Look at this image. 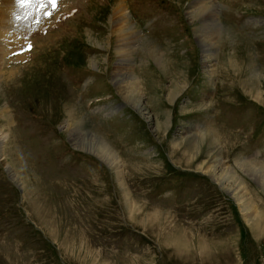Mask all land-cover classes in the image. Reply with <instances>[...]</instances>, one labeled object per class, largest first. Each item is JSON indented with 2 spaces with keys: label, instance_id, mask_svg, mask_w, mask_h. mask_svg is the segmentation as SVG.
<instances>
[{
  "label": "rangeland",
  "instance_id": "rangeland-1",
  "mask_svg": "<svg viewBox=\"0 0 264 264\" xmlns=\"http://www.w3.org/2000/svg\"><path fill=\"white\" fill-rule=\"evenodd\" d=\"M212 1L57 0L61 26L32 21L0 79V264H264L263 177L236 163L264 165V0Z\"/></svg>",
  "mask_w": 264,
  "mask_h": 264
},
{
  "label": "bare ground",
  "instance_id": "bare-ground-1",
  "mask_svg": "<svg viewBox=\"0 0 264 264\" xmlns=\"http://www.w3.org/2000/svg\"><path fill=\"white\" fill-rule=\"evenodd\" d=\"M59 1L63 4L66 0H59ZM0 2H1L0 3V79H2V76L5 74V72L2 70L3 69L2 65L4 63L3 61L6 59L7 55L12 53L13 51L18 50L17 49V46L19 44L18 41L23 40V39H25V40L31 39L32 37H34V39L36 41L41 39V37H38V36L35 37V35H36L35 31L36 30L39 31L40 29L36 26L32 27V24H33L32 21H34V20L40 21L44 18L45 15H44V12L42 10L41 11L37 10L35 4L33 6L21 7L17 3V0H1ZM197 5H198L197 11L201 10L203 8V6H204V8H206L205 4H203L202 2H201V4L198 3ZM215 7H216V4L214 1H212V4H210L208 9H206V10L204 9V11H207V10L209 11V13H207V15H206V18H204L202 20V27L201 28H202V30L205 31L204 34H207L206 33L207 30H213L216 32L217 31L219 32L221 30L222 24L219 22L220 20H218L217 12L214 10ZM66 8H69V5L66 6ZM64 9H65V7H61V6L59 7L58 6V8H55V10H53L52 7L48 6L46 8V11L50 12L51 15L48 16L46 20L43 19V21H41V24H42V22L46 23V25L48 23H49V25L51 24V26L48 29L58 28L59 26H61L62 23H61L60 19L57 20V18H58L57 16L60 14L59 12L61 10H64ZM192 14L195 15V13H192ZM127 15H128V17H127ZM33 17H34V19H33ZM112 17H115V19L118 20V22H119L118 24H121V26H119L117 29V32L120 29V31H119V37L120 38L117 41H120V43L125 42V44H124L125 48H126V54H125L126 59H125V61H127L128 55L134 54L135 51H137L139 49V47L137 48L133 42V41H137L139 39L138 37H136L138 33L133 31L134 29L132 28V24L129 22V19H128L129 18L128 9L126 8L125 4L122 1L120 2V4H118V7L116 6L114 8V10H112ZM125 26H128V28H129L128 31H125ZM31 28H32V30H31ZM127 32H128V36L125 37V33H127ZM209 33H210V31H209ZM204 37L206 39L204 41H201L202 44H200V45L203 48V53H206L208 55L209 54L208 51L205 50V48H208V45L205 43V42L208 43V38H207V36H204ZM131 40H133V41H131ZM121 45H119V47H121ZM141 48H142V50L145 49L143 46H141ZM209 49H211V48H209ZM9 50H11V51H9ZM150 52H151V50H150ZM147 55L150 56V53L147 52ZM151 55L157 63L161 62L160 60L162 58L159 55H156V54H151ZM23 57L24 56H20V57L18 56V58L16 60L22 59ZM227 65H228V63H227ZM232 69H233V67H232ZM124 70H125L124 72L128 71L126 69H124ZM11 73H13V72H7V75H11ZM113 73H114L113 74L114 80L116 78L119 79V77H120V81H118L119 84H127V82L131 81V79L128 77H125V78L122 77L121 78V74L123 73V71L121 73V72H119V69H116L115 71H113ZM119 91H120V93H122V95H125V93L123 92V89H120ZM138 93H142V92H138ZM0 112L4 113V108L1 109ZM68 129H70V132H69V134L71 133L70 136L74 135L75 129L73 127L72 128L69 127ZM77 131L79 132L78 129H77ZM210 134L214 135L213 131H212V133L208 132L207 134L202 135V138H207L214 145L215 144V138ZM70 140L73 141L72 139H70ZM190 144L191 143L189 142L186 146L188 147V146H190ZM199 145L200 144H198V147H199ZM198 147L195 151V155L192 157L193 159L197 158V156L199 155L200 151L197 152ZM104 149L107 150L106 152L109 155H111V156L113 155L112 150H110L108 147L104 146ZM207 153H209V152L207 151ZM111 160L113 161V163L118 164L117 157L112 156ZM211 160L213 161L212 163H215V164H211L209 166H204L203 164L199 163L197 165L196 169L205 171L213 179H215V177H213L212 175L215 176L216 173L221 169V167L223 165H221L219 163V161H216L215 155H212L209 158L208 164L211 163ZM236 163L239 167L244 168L243 173H248L252 169H255L259 173V175H261L263 177V181H264V165L250 164L248 161H242V162H236ZM209 172L212 173V175ZM223 174H224V176H226L225 178L227 180L231 181L237 187V189H239L240 191L244 190L243 184L241 183L240 180H239L238 185H236L234 178L226 170H223ZM230 193L235 197L237 202H239V204H240L239 208H242V205H243L242 200L245 198V196H238V193H232L231 191H230ZM246 203H247V205L246 206L243 205V209H242V212L244 213V218H245L246 222H249V220H250V219H248L249 217H251V218L255 217V219L256 218L258 219V217L261 214H259L253 206L249 205L248 201H246Z\"/></svg>",
  "mask_w": 264,
  "mask_h": 264
},
{
  "label": "snow or ice",
  "instance_id": "snow-or-ice-1",
  "mask_svg": "<svg viewBox=\"0 0 264 264\" xmlns=\"http://www.w3.org/2000/svg\"><path fill=\"white\" fill-rule=\"evenodd\" d=\"M17 3L21 7L33 6L35 4L38 11H43L44 15L50 16L51 13L46 11L48 6H51L53 10L57 7V0H17ZM31 48V44L28 45V49Z\"/></svg>",
  "mask_w": 264,
  "mask_h": 264
}]
</instances>
